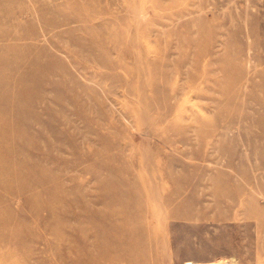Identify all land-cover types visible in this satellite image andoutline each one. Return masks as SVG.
Listing matches in <instances>:
<instances>
[{
    "label": "rangeland",
    "instance_id": "obj_1",
    "mask_svg": "<svg viewBox=\"0 0 264 264\" xmlns=\"http://www.w3.org/2000/svg\"><path fill=\"white\" fill-rule=\"evenodd\" d=\"M128 261L264 264V0H0V264Z\"/></svg>",
    "mask_w": 264,
    "mask_h": 264
},
{
    "label": "bare ground",
    "instance_id": "obj_2",
    "mask_svg": "<svg viewBox=\"0 0 264 264\" xmlns=\"http://www.w3.org/2000/svg\"><path fill=\"white\" fill-rule=\"evenodd\" d=\"M120 232V231H119ZM123 234V233H122ZM119 235H121L120 233H119ZM119 239V238H118ZM148 242V241H147ZM121 245H123V244H121ZM123 248V247H122ZM132 249H134V248H132ZM139 252V251H138ZM142 252V251H141ZM144 252V251H143ZM137 255V254H136ZM140 255V254H139ZM142 255V254H141ZM117 256V255H116ZM103 257L106 259V260H109V259H115V256H114V254H112V255H107L106 253L105 254H103ZM127 257V256H126ZM136 258V257H135ZM142 258V257H141ZM117 259V258H116ZM131 259V258H130ZM137 260V259H136ZM119 262V261H118ZM121 262V261H120ZM133 263V262H132ZM128 264H129V261H128Z\"/></svg>",
    "mask_w": 264,
    "mask_h": 264
}]
</instances>
